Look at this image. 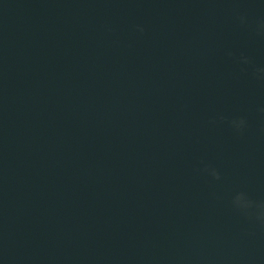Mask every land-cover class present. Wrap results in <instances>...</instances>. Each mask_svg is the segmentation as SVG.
Listing matches in <instances>:
<instances>
[{"label": "water", "instance_id": "1", "mask_svg": "<svg viewBox=\"0 0 264 264\" xmlns=\"http://www.w3.org/2000/svg\"><path fill=\"white\" fill-rule=\"evenodd\" d=\"M0 264H264V0H0Z\"/></svg>", "mask_w": 264, "mask_h": 264}, {"label": "clouds", "instance_id": "2", "mask_svg": "<svg viewBox=\"0 0 264 264\" xmlns=\"http://www.w3.org/2000/svg\"><path fill=\"white\" fill-rule=\"evenodd\" d=\"M244 124V120H240L239 122H237V126L240 127V126H243ZM217 176H219V173H215Z\"/></svg>", "mask_w": 264, "mask_h": 264}]
</instances>
